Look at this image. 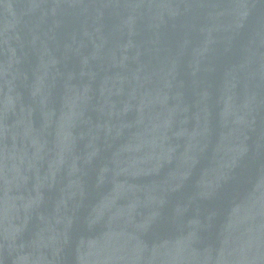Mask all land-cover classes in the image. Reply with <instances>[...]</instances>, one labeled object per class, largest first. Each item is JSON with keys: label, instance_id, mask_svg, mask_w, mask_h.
<instances>
[{"label": "water", "instance_id": "water-1", "mask_svg": "<svg viewBox=\"0 0 264 264\" xmlns=\"http://www.w3.org/2000/svg\"><path fill=\"white\" fill-rule=\"evenodd\" d=\"M0 264H264V0H0Z\"/></svg>", "mask_w": 264, "mask_h": 264}]
</instances>
